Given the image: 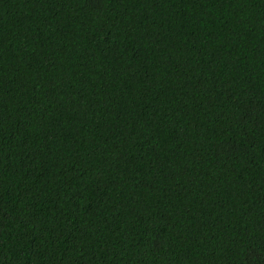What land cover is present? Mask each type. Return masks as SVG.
Returning <instances> with one entry per match:
<instances>
[{"label": "trees", "instance_id": "1", "mask_svg": "<svg viewBox=\"0 0 264 264\" xmlns=\"http://www.w3.org/2000/svg\"><path fill=\"white\" fill-rule=\"evenodd\" d=\"M0 264H264V0H0Z\"/></svg>", "mask_w": 264, "mask_h": 264}]
</instances>
